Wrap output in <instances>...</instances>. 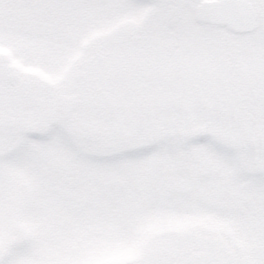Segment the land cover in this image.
<instances>
[{"label": "snow or ice", "instance_id": "snow-or-ice-1", "mask_svg": "<svg viewBox=\"0 0 264 264\" xmlns=\"http://www.w3.org/2000/svg\"><path fill=\"white\" fill-rule=\"evenodd\" d=\"M0 264H264V0H0Z\"/></svg>", "mask_w": 264, "mask_h": 264}]
</instances>
